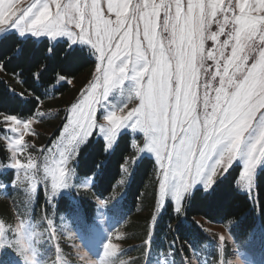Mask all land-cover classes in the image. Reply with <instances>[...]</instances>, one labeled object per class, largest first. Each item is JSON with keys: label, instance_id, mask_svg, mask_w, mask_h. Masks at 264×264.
I'll return each mask as SVG.
<instances>
[{"label": "snow or ice", "instance_id": "snow-or-ice-1", "mask_svg": "<svg viewBox=\"0 0 264 264\" xmlns=\"http://www.w3.org/2000/svg\"><path fill=\"white\" fill-rule=\"evenodd\" d=\"M106 7L107 17L100 0H35L23 9L16 0H0V32L67 37L90 46L99 61L96 83L90 82L65 117L57 143L60 159L46 169L53 198L75 175L72 161L95 133L101 98L125 80L132 82L140 104L127 115L112 110L103 116L108 123L100 125L104 150L112 148L122 128L145 134L144 149L154 154L162 173L160 210L167 197L173 211L182 214L193 186L199 183L209 192L237 159L243 161L241 176L250 190L256 168L264 164V0H107ZM43 68L32 77L40 79ZM0 72L10 73L3 61ZM70 77L57 72L53 81L71 83ZM10 91L21 99L33 97L38 108L41 97L32 89ZM0 115L12 133L21 123L28 131L39 118L34 111L27 117ZM22 142V135L15 140ZM137 158L131 164L132 157L124 158L121 170L127 176ZM11 159L15 171L35 167L31 159L27 164L16 159L15 150ZM156 217L148 225L150 236Z\"/></svg>", "mask_w": 264, "mask_h": 264}, {"label": "rangeland", "instance_id": "rangeland-1", "mask_svg": "<svg viewBox=\"0 0 264 264\" xmlns=\"http://www.w3.org/2000/svg\"><path fill=\"white\" fill-rule=\"evenodd\" d=\"M34 2L35 0H16V7L23 9ZM100 2L107 17L109 15L106 7L107 0H100ZM135 2L136 0H133V3ZM111 18L115 19L114 15ZM9 33H15L23 40L27 38L37 41L46 39L52 46L58 42H66L70 47L86 48L92 53L90 46L80 42L72 43L67 37L52 39L46 35L33 36L30 33L21 36L15 29L0 32V39ZM157 42L159 43V39ZM164 43L167 47L166 40ZM92 56L93 64L78 76L70 78L71 83L55 82L51 88H58L59 84H66V89L40 100L35 111L39 118L32 120L28 131L24 130L21 123L18 125L17 133H12L8 130L9 125L4 123L3 116L0 115L2 128L0 145L4 146V157L0 154V264H135L133 261H136L135 259L142 251V262L139 264H144V261L145 264L171 263L169 256L156 255L151 249L149 244L152 233L150 236L151 229L148 225L154 213L157 216L162 213L167 202H171L174 208V202L171 198L166 197V202L161 210L157 205V201L160 199L162 173L155 163L154 154L144 149L147 137L139 130L133 131L130 127L122 128L117 132L115 143L109 150H113L119 138L127 134L131 147V152L127 156L132 157L129 164L136 157H138L136 162L147 157L152 159L155 164L154 174L146 180L134 211L124 213L121 210L124 186L130 179L134 165L128 176L121 170V175L110 193L112 196L107 200L96 199L95 214L89 223L82 217L63 216L66 213L57 210V202H55L57 196L67 193L64 195L70 196L71 203L77 205L78 201L80 204L81 200L85 198V194L80 192V189L87 188L91 184L88 180L82 182L78 177L75 158L72 161L75 175L72 177L69 187L60 190L53 198L52 177L46 169L55 167L56 161L60 159L57 149L58 137L61 136L65 117L70 114L72 104L80 101L83 90L90 87V82L96 83L97 81L99 61L93 54ZM19 80L21 78L14 80L16 84L20 85L17 92L22 91L23 88ZM100 84H103L102 77ZM98 91H102V88ZM101 99L97 108L99 120L94 129L95 133L79 147V150L91 140L102 139L104 144L106 143L103 138L105 133L100 128V125H104L105 128L108 126L107 121L103 119L104 115L112 110L118 116L127 115L140 104L133 84L128 80L111 89L108 96ZM21 135L23 142L21 145H16L15 140ZM142 149L144 150L141 151ZM13 150H15L16 159H19L23 164H27L31 159L35 167L20 171L12 169L10 166L14 163L11 159ZM236 167H239L237 188L248 194L250 198H254L256 176L264 168V164L256 168L250 190L244 186L241 176L243 161L240 159L234 161L222 176L216 178L215 182L224 178L229 171ZM9 170L13 173L12 180L14 178L16 180L15 186L4 176ZM33 185L36 186L35 189H33ZM198 188L203 190L198 183L193 186L191 193L185 199ZM100 201L103 203H99ZM116 201L118 206H116ZM75 208L77 207L74 206ZM196 223L205 230L213 231L218 238L225 235L231 241L222 226L211 224L199 217L196 218ZM233 249H236L235 245H233ZM263 250L264 247H258L257 242L253 241L245 245L242 251L232 252L225 264H264ZM257 251L259 252L256 253ZM193 254L194 264H208L204 258L196 259L197 254L194 251Z\"/></svg>", "mask_w": 264, "mask_h": 264}, {"label": "trees", "instance_id": "trees-1", "mask_svg": "<svg viewBox=\"0 0 264 264\" xmlns=\"http://www.w3.org/2000/svg\"><path fill=\"white\" fill-rule=\"evenodd\" d=\"M0 61L4 62L8 72L20 73V78L25 83L23 88L32 89L37 96L44 99L67 87L66 84H59L58 88H51L56 82L53 81L55 73L74 78L93 64V56L89 49L70 47L66 42H58L52 46L46 39L23 40L17 34L9 33L0 39ZM41 64L44 68L41 70L40 79H34L32 72ZM10 73L0 72V112L27 117L36 111V101L33 97L21 99L15 92L10 91V88L17 90L20 86L14 81L16 77ZM45 92L47 95H44ZM129 140V136L124 134L113 150L107 152L102 139L91 140L79 150L75 161L77 175L82 182L88 180L91 184L80 189L85 194L80 204L78 201L77 205L71 203L70 196L64 195L67 193L56 197L57 210L66 213L63 216L82 217L87 223L93 219L96 199L107 200L112 196L110 193L121 175V164L131 152ZM0 154L4 157L3 145H0ZM154 171L155 164L150 158L144 157L135 162L121 199V210L124 213L134 211L145 182ZM238 175L239 167H236L224 178L217 180L209 192L196 189L184 200L182 214L175 213L172 203L167 202L165 210L157 216L153 227L149 245L154 253L169 256L170 264H194L193 251L197 254L196 259L204 258L208 264H225L232 252L242 251L245 245L253 241L263 248L264 168L256 176L254 198L239 191L236 184ZM4 176L12 181L13 173L9 170ZM74 206L77 208L74 209ZM198 217L222 226L231 241L225 235L220 240L213 231L203 229L196 223ZM170 224L173 225V230L169 229ZM233 245L236 246L235 250ZM142 256L143 251L133 263L142 262Z\"/></svg>", "mask_w": 264, "mask_h": 264}]
</instances>
